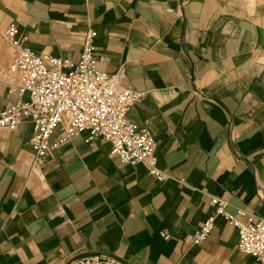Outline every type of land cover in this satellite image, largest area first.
I'll list each match as a JSON object with an SVG mask.
<instances>
[{"label":"crops","instance_id":"0c3cea01","mask_svg":"<svg viewBox=\"0 0 264 264\" xmlns=\"http://www.w3.org/2000/svg\"><path fill=\"white\" fill-rule=\"evenodd\" d=\"M11 24L35 53L74 62L94 30L98 71L146 93L127 117L157 140L167 179L87 132L61 144L57 131L41 158L29 122L0 129V264H258L212 202L264 220V0H0V112L19 101Z\"/></svg>","mask_w":264,"mask_h":264},{"label":"built area","instance_id":"2783aa9c","mask_svg":"<svg viewBox=\"0 0 264 264\" xmlns=\"http://www.w3.org/2000/svg\"><path fill=\"white\" fill-rule=\"evenodd\" d=\"M97 34L89 30L79 62L37 54L19 34L16 24L5 32V39L14 52L9 71L20 78L14 90L19 101L0 112V129L17 130L29 122L34 130L31 145L44 158L52 147L51 140L59 131L61 144L87 132L89 140L103 139L111 144V155L124 165L142 166L158 181L167 177L160 170L155 153L158 142L147 129L128 120L130 107L141 102L146 93L122 84L120 75L98 71L95 61ZM28 95L29 100L23 101ZM217 215L230 220L239 234V250L264 264V220L242 223L229 216L226 204L213 200ZM215 217H210L195 235L201 244L211 234ZM168 239V237H165Z\"/></svg>","mask_w":264,"mask_h":264},{"label":"water","instance_id":"95a60500","mask_svg":"<svg viewBox=\"0 0 264 264\" xmlns=\"http://www.w3.org/2000/svg\"><path fill=\"white\" fill-rule=\"evenodd\" d=\"M109 260H112L114 263L117 264H126L118 258H115L114 256H105L103 254H85L77 258L71 264H108Z\"/></svg>","mask_w":264,"mask_h":264}]
</instances>
